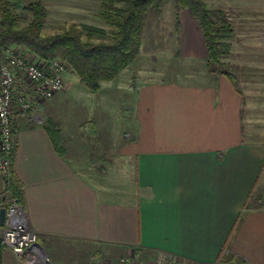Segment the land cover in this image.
Here are the masks:
<instances>
[{"label": "crops", "instance_id": "crops-1", "mask_svg": "<svg viewBox=\"0 0 264 264\" xmlns=\"http://www.w3.org/2000/svg\"><path fill=\"white\" fill-rule=\"evenodd\" d=\"M170 11L166 31L155 20L163 11L148 17L139 56L98 91L71 92L68 80L16 119L14 169L37 240L21 258L3 245L0 264H77L82 251L137 263L264 264V96L247 111L245 92L207 71L199 22L175 3ZM166 35L174 41L162 45ZM146 43L175 50L173 69L150 70ZM4 190L0 173V208L11 204Z\"/></svg>", "mask_w": 264, "mask_h": 264}, {"label": "trees", "instance_id": "trees-1", "mask_svg": "<svg viewBox=\"0 0 264 264\" xmlns=\"http://www.w3.org/2000/svg\"><path fill=\"white\" fill-rule=\"evenodd\" d=\"M168 0H100L96 17L113 26L108 41H91L93 34L105 30L92 25L76 23L61 32L43 35L47 9L40 1L30 4L32 16L27 25L18 26L13 4L0 0V51L12 44L24 46L40 58H61L76 73L91 92L101 88V83L115 79L139 56L149 14L159 15ZM177 10L187 9L203 31L207 49L206 69L210 73L227 76L238 90L235 74L223 58L230 54L234 25L228 13L221 8H210L203 0H174ZM84 31L89 40L84 39ZM49 129V128H48ZM16 144L9 159V174L3 176L4 193L11 203L25 209L23 185L14 169ZM3 244L0 241V260Z\"/></svg>", "mask_w": 264, "mask_h": 264}, {"label": "rangeland", "instance_id": "rangeland-1", "mask_svg": "<svg viewBox=\"0 0 264 264\" xmlns=\"http://www.w3.org/2000/svg\"><path fill=\"white\" fill-rule=\"evenodd\" d=\"M12 2V11L17 17L18 26H25L31 19L32 12L30 4L33 1H40L47 9V18L44 23L42 33L43 35L55 34L61 32L71 24H88L105 30L104 33L93 34L91 41H108L111 38V31L113 26L107 25L96 17V13L100 9V0H9ZM210 8L224 9L235 28L234 37L229 40L231 43L230 54L223 58L228 68L235 74L238 87H240L246 94L247 111H249L250 100L255 102L256 97L264 96V0H203ZM174 9V0H168L163 6V14L155 20L159 22L162 29L169 27L170 13ZM162 13V12H161ZM155 14H149L151 17ZM148 20V19H147ZM161 31V30H160ZM159 35V33H158ZM84 39L89 40L84 31ZM162 45L170 44L174 41V36L168 37ZM14 47L23 48L24 46L12 44ZM155 44L146 43L144 45L145 64L148 68L156 67L158 70H164L166 67L174 66L176 59L172 58L171 53L175 50H156ZM147 47L149 49H147ZM158 51V52H157ZM157 52V53H156ZM173 66L171 69H173ZM152 70V68L150 69ZM172 73L168 72V76ZM76 76L71 71L68 64L67 71V86L68 80L72 84L71 92L73 90L83 88L86 89L82 82L75 81ZM240 81V82H239ZM67 88V87H66ZM262 93H259L260 90ZM256 90V91H254ZM258 93V94H257ZM61 95V93H60ZM261 95V96H260ZM49 100V99H48ZM48 100L43 101L38 107H42ZM54 105L61 107V98L56 99ZM259 108H263L264 102L258 99ZM263 102V103H262ZM77 104L75 99H70L67 106L68 109L64 111L62 118L67 122L73 120L75 113L74 107ZM66 107V106H65ZM247 119L249 117V112ZM260 115V113H259ZM262 115V114H261ZM59 119L61 120V109L59 112ZM248 121V120H247ZM264 122V120H259ZM264 132V131H263ZM122 258V257H121ZM121 258L113 260L111 256L91 258L85 251L75 259L77 264H115ZM168 258V257H166Z\"/></svg>", "mask_w": 264, "mask_h": 264}, {"label": "built area", "instance_id": "built-area-1", "mask_svg": "<svg viewBox=\"0 0 264 264\" xmlns=\"http://www.w3.org/2000/svg\"><path fill=\"white\" fill-rule=\"evenodd\" d=\"M68 63L58 57L40 58L25 47L10 45L0 51V173L9 174V156L16 144V119L25 117L34 107L53 98L67 87ZM22 206L6 207L0 241L20 258L36 242ZM48 257L41 264H48ZM24 264H40L29 258ZM115 264H189L176 258L160 257L156 261L137 263L122 257Z\"/></svg>", "mask_w": 264, "mask_h": 264}, {"label": "water", "instance_id": "water-1", "mask_svg": "<svg viewBox=\"0 0 264 264\" xmlns=\"http://www.w3.org/2000/svg\"><path fill=\"white\" fill-rule=\"evenodd\" d=\"M5 215H6V207L0 208V224L4 225L5 223Z\"/></svg>", "mask_w": 264, "mask_h": 264}]
</instances>
